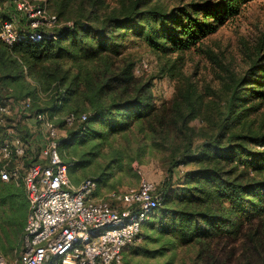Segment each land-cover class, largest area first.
Instances as JSON below:
<instances>
[{
    "label": "trees",
    "instance_id": "trees-1",
    "mask_svg": "<svg viewBox=\"0 0 264 264\" xmlns=\"http://www.w3.org/2000/svg\"><path fill=\"white\" fill-rule=\"evenodd\" d=\"M251 1L118 0L114 7L108 0H47L61 24L55 38L11 46L0 40V101L30 98L33 116L58 117L68 133L59 142L74 149L64 152L72 161L60 157L88 171L81 181L97 182L95 198L119 190L111 189L135 176V165L165 155L161 205L123 264H264L262 45L243 75L226 74L219 88L205 91L187 78L161 106L124 55L132 40L161 56L189 51ZM12 7L0 19L12 18ZM167 71L179 76L177 61ZM42 94L46 109L37 105ZM70 114L76 120L68 126ZM10 116L0 141L12 129L27 144L25 164H44L40 155L28 157L36 142L26 126L10 127ZM10 182L0 179L6 256L20 247L28 215L26 192Z\"/></svg>",
    "mask_w": 264,
    "mask_h": 264
},
{
    "label": "built area",
    "instance_id": "built-area-1",
    "mask_svg": "<svg viewBox=\"0 0 264 264\" xmlns=\"http://www.w3.org/2000/svg\"><path fill=\"white\" fill-rule=\"evenodd\" d=\"M32 3L13 1L12 18L0 19L2 42L11 46L55 38L57 17L46 5ZM137 67L140 73L148 65L143 62ZM23 106L30 108L31 99H24ZM10 114V105L0 101V127ZM47 114L33 116L46 134L40 153L44 164H25L26 146L14 139L12 131L0 141V179L21 180L28 200L22 258L11 261L0 254V264H123V253L140 241L142 224L161 205V193L142 179L137 187L115 190L98 199L93 196L94 179L73 184L68 165L58 153V127ZM86 119L87 115L81 116ZM65 120L71 126L76 116L70 114Z\"/></svg>",
    "mask_w": 264,
    "mask_h": 264
},
{
    "label": "rangeland",
    "instance_id": "rangeland-1",
    "mask_svg": "<svg viewBox=\"0 0 264 264\" xmlns=\"http://www.w3.org/2000/svg\"><path fill=\"white\" fill-rule=\"evenodd\" d=\"M14 0H0V17L4 13H9V9L13 8ZM34 5H46L48 11L52 14L53 11L49 9L47 0H31ZM118 0H108L112 6H117ZM199 0H187V2H197ZM12 4V5H11ZM11 5V6H10ZM11 13V12H10ZM12 14V13H11ZM60 26L61 24L58 23ZM125 49L124 55L135 61V68L145 62L148 65L147 70H142L134 74L144 79L150 84V91L153 101L161 106L165 102H169L175 93L176 86L182 85L183 81L190 78L198 85L201 91H205L206 87L219 88L221 80L226 74H233L234 76L243 75L248 69L251 61L255 58L257 49L262 45L264 48V0H253L241 8V12L235 18H230L225 25L221 26L218 31L207 37L197 47L173 55L161 56L152 52L149 47L142 41H131ZM177 61L179 76H173L172 72H168L169 66ZM137 67V68H138ZM134 68V69H135ZM228 71V72H227ZM29 80V79H28ZM211 98V97H210ZM41 102L37 103L39 107L46 109L45 95H41ZM11 107V116L9 126L19 130V127L26 126L29 134L33 136L36 142L35 148L29 151V158L34 160L39 159L40 146L42 148L45 131L40 124H36L33 120V110L29 108L24 109L23 100H16L15 98L2 99ZM47 115L51 117L50 112ZM260 114L264 116V107ZM261 116L260 118H263ZM54 124L58 127L59 138L67 137V129L60 125L61 121L58 117H52ZM31 123V124H30ZM60 123V124H59ZM36 124V127H35ZM10 130V129H9ZM12 130V129H11ZM10 130V132H11ZM13 137L17 141H21L25 146L27 144L12 131ZM35 138V139H34ZM39 138L41 143L38 145L36 139ZM28 140H32L28 138ZM65 150H69V154H74L73 148L65 147V144L58 145V153L65 162L72 161V158L65 157ZM158 157L152 158L147 164L135 165V176H126L124 184H118L115 188L125 190L137 187L142 179L148 180L158 188L166 177V163L164 161V154H158ZM70 180L73 184L79 185L88 171L84 170L81 163L73 162L68 166ZM119 176V175H118ZM181 173L176 175L174 182L181 179ZM81 181V182H80ZM16 187L22 188L25 193L24 185L21 180L12 181ZM96 192H94L93 196ZM108 190H102V195L108 194ZM142 241V240H141ZM140 241V242H141ZM129 251V250H128ZM127 250L125 252H128ZM23 252V244H20L18 249H15L12 255L6 256L7 259L21 260ZM123 253V256L125 254ZM122 256V257H123ZM124 259V258H122Z\"/></svg>",
    "mask_w": 264,
    "mask_h": 264
}]
</instances>
